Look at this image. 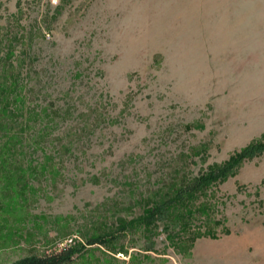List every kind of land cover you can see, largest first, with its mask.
<instances>
[{"label": "rangeland", "instance_id": "1", "mask_svg": "<svg viewBox=\"0 0 264 264\" xmlns=\"http://www.w3.org/2000/svg\"><path fill=\"white\" fill-rule=\"evenodd\" d=\"M254 144L264 0H0V264H264Z\"/></svg>", "mask_w": 264, "mask_h": 264}, {"label": "trees", "instance_id": "2", "mask_svg": "<svg viewBox=\"0 0 264 264\" xmlns=\"http://www.w3.org/2000/svg\"><path fill=\"white\" fill-rule=\"evenodd\" d=\"M263 144H254L250 145L247 148L243 149L236 158H240L245 155H249V153L253 152L254 150H257L259 148H263ZM7 155H3L2 158H5ZM236 158H232V162L236 160ZM1 160V159H0ZM224 169H221L220 172H223ZM211 175L203 174L201 179H196L195 181H192L191 183L187 184L186 186L178 189L175 191V195H173V198L169 200L168 202H172V200L181 201L186 195H189L191 192H194L197 188H199L202 183L208 179H210ZM160 203V205L157 207V209H160L164 203ZM161 210V209H160ZM158 212V211H155ZM151 218V211L147 212V216H145L146 221H148ZM123 225H120L117 229L122 230ZM116 229V228H115ZM112 232H104L103 234L97 235L95 237H91L88 240H86L87 244H94V243H106L108 242V239L111 238ZM79 248L76 245H68V247H63L59 251H56L48 256H36V255H29L24 256L20 259H18L14 264H62L71 258L72 253L75 251H78Z\"/></svg>", "mask_w": 264, "mask_h": 264}]
</instances>
